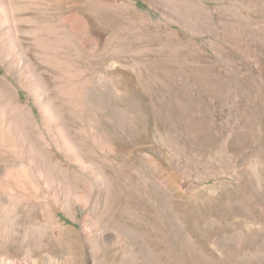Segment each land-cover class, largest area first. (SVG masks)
Returning a JSON list of instances; mask_svg holds the SVG:
<instances>
[{"label":"rangeland","instance_id":"374dc122","mask_svg":"<svg viewBox=\"0 0 264 264\" xmlns=\"http://www.w3.org/2000/svg\"><path fill=\"white\" fill-rule=\"evenodd\" d=\"M0 190V264H264V0H0Z\"/></svg>","mask_w":264,"mask_h":264},{"label":"bare ground","instance_id":"6f19581e","mask_svg":"<svg viewBox=\"0 0 264 264\" xmlns=\"http://www.w3.org/2000/svg\"><path fill=\"white\" fill-rule=\"evenodd\" d=\"M8 24V22H7ZM7 27V26H6ZM10 29V28H9ZM15 32V31H14ZM20 35V34H19ZM19 35L18 33L16 35L13 36V40H11V46H12V50L13 52L16 54L17 60L13 59V62H9L8 66L6 67L7 73L10 74L12 77H14V79L17 81V83H21L20 81V76L19 74L21 73L19 68L17 66H13V64H15V62L17 63V61L23 65L25 64V57H26V53L23 51V48L21 47L20 41H19ZM70 35L66 34L65 36H63L62 42L63 43H69L70 40ZM75 40V39H74ZM71 42V41H70ZM74 43V42H73ZM38 44V43H37ZM70 46V45H69ZM15 60V61H14ZM26 67H28V65L26 64ZM2 83V82H1ZM5 87H7L6 84H3ZM35 86V85H34ZM36 88V87H35ZM2 91V90H1ZM9 146V145H8ZM3 149V148H2ZM2 154V153H1ZM5 154V153H4ZM7 159V158H6ZM19 163V162H18ZM16 175V174H15ZM22 187V186H21ZM15 188V187H14ZM2 191L0 190V213L3 211V206H4V202H5V198L3 196V193H1ZM17 198V197H15ZM4 216V215H3ZM2 216V217H3ZM9 215L7 214V217ZM1 218V217H0Z\"/></svg>","mask_w":264,"mask_h":264}]
</instances>
